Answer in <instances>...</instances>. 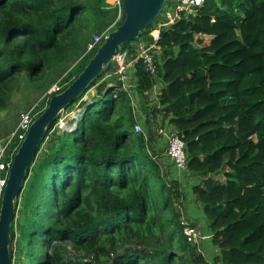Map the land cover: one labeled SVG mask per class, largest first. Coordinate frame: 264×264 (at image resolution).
<instances>
[{
  "label": "trees",
  "instance_id": "1",
  "mask_svg": "<svg viewBox=\"0 0 264 264\" xmlns=\"http://www.w3.org/2000/svg\"><path fill=\"white\" fill-rule=\"evenodd\" d=\"M197 11L162 31L158 78L135 66L148 136L135 131L131 93L106 78L114 63L63 112L79 111L75 131H57L61 116L48 129L27 180L51 132L56 142L16 205L17 213L24 195L12 264L18 238L21 264H211L184 235L182 184L151 150L157 131L148 103L159 81L154 122L160 115L162 128H174L186 145V171L201 180L193 194L220 251L213 264H264V0H206ZM117 18L107 0H0V113L20 88L47 95L58 85L37 118L43 114L105 37L86 55L88 45L117 30L125 13ZM152 28L122 53L135 58L140 42L151 44ZM80 58L76 74L64 69ZM20 145L16 139L8 157Z\"/></svg>",
  "mask_w": 264,
  "mask_h": 264
},
{
  "label": "water",
  "instance_id": "2",
  "mask_svg": "<svg viewBox=\"0 0 264 264\" xmlns=\"http://www.w3.org/2000/svg\"><path fill=\"white\" fill-rule=\"evenodd\" d=\"M168 0H124L125 20L108 34L87 67L63 93L54 96L48 108L30 127L14 156L0 209V264H12L10 248L12 227L16 218V205L23 193L27 174L40 150L46 133L59 116L74 104L105 70L122 54L123 46L134 43L155 25L163 14ZM195 48L197 45L194 44Z\"/></svg>",
  "mask_w": 264,
  "mask_h": 264
},
{
  "label": "built area",
  "instance_id": "3",
  "mask_svg": "<svg viewBox=\"0 0 264 264\" xmlns=\"http://www.w3.org/2000/svg\"><path fill=\"white\" fill-rule=\"evenodd\" d=\"M171 2V5L165 7L161 18L157 20L149 33V36L152 38L151 44L147 45L143 41L140 42L136 47V57L131 60L129 59L128 51L115 58L114 63L116 64L117 69L114 73L108 74L106 78L117 79L118 82L122 83L123 89L127 90V84L129 82L128 70L129 68H135L139 62L143 63L148 74H150L153 78H158V61L160 57V47L158 46V43L162 31L176 25L183 16H187V18L194 17L198 12L197 10L203 7L206 0H171ZM109 3L111 8L118 11V18L115 23L117 24L122 20L124 15V0H109ZM106 34L107 33L94 38V41L88 45L86 55L92 53L98 47L103 38L107 36ZM53 90L59 91L58 88H54ZM35 119L36 117L33 116V111L26 114L16 131L3 145L0 146V209L10 169L18 149L13 152L10 157H8V151L16 139H18L22 144ZM135 131L138 134H144V129L140 124L135 126ZM159 135L164 138L167 143V157L179 171H186L187 154L185 143L175 132H169L166 129L160 130ZM183 226L184 235L186 236L189 244L192 245L199 243V241L203 239L202 233L193 224L186 222L183 223Z\"/></svg>",
  "mask_w": 264,
  "mask_h": 264
},
{
  "label": "rangeland",
  "instance_id": "4",
  "mask_svg": "<svg viewBox=\"0 0 264 264\" xmlns=\"http://www.w3.org/2000/svg\"><path fill=\"white\" fill-rule=\"evenodd\" d=\"M107 4L110 6L109 0H107ZM81 59L82 58H80L77 61H75V60L70 61L69 63L66 64L64 69L67 70L68 73H70L71 75L76 74L81 67ZM116 69H117L116 64L114 63L112 71H110L108 74L114 73L116 71ZM128 75H130V72H128ZM54 88H58L60 90L61 87H59L58 85L54 86L51 89V91H49V93H47V95L41 94V93H37V94L31 93L30 91L23 89V88H20L16 91V93L12 97L9 108L0 113V146L3 145L7 141V139L16 131L17 127L19 126L20 122L22 121L23 117L26 114L33 111V116L37 118L38 113H40L41 110L44 109V104H45L47 96L52 95L54 93H58V91L53 90ZM155 88H154V90H155ZM94 96H95V89L91 90L89 92V94L86 95L84 100L86 101L89 99V97H94ZM158 96L159 95L154 93L149 97V103L148 104L150 105V108H152V110L158 104ZM132 99H133V106L135 109V103L137 104V98H135L134 95H132ZM140 104H141V102L139 103V105ZM152 110H150L151 116L153 115ZM78 113H79V111L78 112L62 113L60 115L61 120L57 126V131L58 132H62V130H67L69 132L75 131V129H76V123L75 122L78 119V116H77ZM137 124H140V123L137 122ZM160 124H162V123H160ZM160 124H157V129H156L157 133L160 130H165V128H162V126ZM143 129H144V135L148 136L151 128H148V126H146V123H145V124H143ZM54 133L55 132H51L49 134V136L47 137L45 144L43 146V150L40 152V155L38 156L37 162L34 165V168L32 169L33 174L30 177V179L27 180L26 185L29 186L30 183L32 182L33 177H34V171L41 164V160H42V158L46 152L47 147L56 142V133L55 134ZM164 173L166 176H168L169 179H175V180L181 182V184L183 186V192H184L185 200H184L183 204L179 205L177 208H178V210L182 216L183 223H186V222L189 223L188 222L189 219L187 218L186 202L188 200L187 198L191 195L192 188L199 182V180H196V178L192 179V176H190V174H188V173H179L178 176L176 173L171 174V173H169V171L167 170L166 167H164ZM23 202H24V195L22 196V198L20 200L19 209L16 213L15 232H16L18 237L20 236L21 224H22V220H23ZM189 205L191 208H194L193 203H189ZM183 223H182V225H183ZM206 223H207V225H202V224L199 225L200 227L198 229H200L203 232V234H202L203 239L200 240L199 243H196V244L199 247V251H201L204 255L207 256L208 252H207V250L202 249V244L204 242H209L210 240L212 241L213 234H209L211 232H209L210 228H209V224H208L207 219H206ZM37 232H38V235L40 237V230H38ZM196 244H192V245H196ZM45 251H46V249H44V251L42 253H45ZM14 254H15L14 264H21L22 248H21L20 243H19V238L14 243ZM69 258L74 259L75 257L72 255H69ZM80 258H81V256H80Z\"/></svg>",
  "mask_w": 264,
  "mask_h": 264
},
{
  "label": "crops",
  "instance_id": "5",
  "mask_svg": "<svg viewBox=\"0 0 264 264\" xmlns=\"http://www.w3.org/2000/svg\"><path fill=\"white\" fill-rule=\"evenodd\" d=\"M128 72H130L129 75V82L127 84V89L129 92H131V95H134L135 98H137V104L135 103V115H136V120L138 123H140L143 127V124H145L146 122H148V118L147 115L144 111V108L142 107V105L140 103V100L138 99V94H137V90H136V84H137V79L135 77V68H129ZM164 87L163 83H161L159 81V83L157 84L155 90L152 91V94H157L159 95L161 93L162 88ZM154 92V93H153ZM151 94V95H152ZM134 99V98H133ZM151 111H149L150 114ZM150 116V115H149ZM151 118V119H150ZM150 121L152 122L151 124L153 125L154 130L157 129L156 123H161V119L162 117L160 115H158L157 117V122H154V118L153 115L150 116ZM148 126V125H147ZM161 128V127H160ZM166 128L168 129V131L172 132L174 131L173 127H170L169 125H166ZM157 131V130H156ZM156 142L152 147V151L158 155L159 161H160V165L162 167V171L164 172V167L167 168V170L169 171V173H176L177 176L179 175V173H188L190 174V176H192V179L196 178V180H199V182L195 185L197 186L198 184L201 183L200 178L197 175L191 174L188 171H179L174 165L173 163L170 161V159L167 157V143L165 141L164 138H162L160 135H158V133H156L155 136ZM175 180V179H173ZM181 183V182H180ZM194 186V187H195ZM193 187V188H194ZM193 188L191 190V195L187 198V202H186V206H187V218L189 219L188 222L193 224L195 227L199 228V225H207L206 223V217H205V207L204 205L198 201V199L196 198V196L193 194ZM189 203H193L194 208H191ZM192 206V207H193ZM199 231H201L200 229H198ZM211 232V230L209 231ZM201 233L203 234V232L201 231ZM209 234H212L209 233ZM202 249L203 250H207V256L206 258L209 260V262L211 264H213L215 262V260L220 257V251L219 249H217L216 247L213 246L212 241L210 240L209 242H204L202 244Z\"/></svg>",
  "mask_w": 264,
  "mask_h": 264
},
{
  "label": "clouds",
  "instance_id": "6",
  "mask_svg": "<svg viewBox=\"0 0 264 264\" xmlns=\"http://www.w3.org/2000/svg\"><path fill=\"white\" fill-rule=\"evenodd\" d=\"M124 9H125V8H124ZM164 10H165V9H164ZM124 13H125V10H124ZM156 22H157V21H156ZM153 26H154V25H153ZM106 35L108 36V34H106ZM107 36H106V37H107ZM106 37H105V38H106ZM113 63H114V62H113ZM158 135H159V131H158ZM20 146H21V145H20ZM19 148H20V147H19ZM19 148H18V149H19ZM15 155H16V154H15Z\"/></svg>",
  "mask_w": 264,
  "mask_h": 264
}]
</instances>
